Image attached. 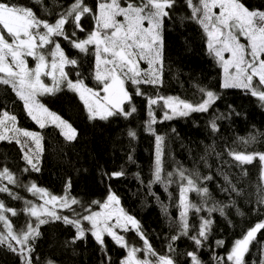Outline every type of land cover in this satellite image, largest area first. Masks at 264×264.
Wrapping results in <instances>:
<instances>
[{
    "label": "snow or ice",
    "instance_id": "1",
    "mask_svg": "<svg viewBox=\"0 0 264 264\" xmlns=\"http://www.w3.org/2000/svg\"><path fill=\"white\" fill-rule=\"evenodd\" d=\"M35 2L41 3L42 0ZM183 2L190 13L187 19L202 29L207 38L208 52L222 69L221 87L241 89L264 104V8H250L242 0ZM176 6L177 0H94L93 5L87 4L86 0H71L66 6L62 0H55L53 7L58 11L55 12L54 22H50L49 19L38 16L32 7L20 4L18 0H0V86L14 93L16 99L22 102L25 114L40 130L49 125L55 126L67 141L76 140L77 130L50 111L39 97L55 95L66 88L77 94L90 121L104 122L119 117L127 120L137 112L133 96L144 98L148 115L146 130L155 137L152 177L148 187L150 189L153 184H161L167 191L174 175L179 183V220L176 234L170 237L168 250L170 253L175 252V242L186 237L196 250L187 251L183 255L190 258V264H204L198 253L211 234L214 223L212 214L219 212L224 216L225 208L229 205L214 202L208 206L211 193L206 185H201L205 181H211V175L201 176L195 169L189 170L180 166L175 173L168 172L167 179L165 178L164 137L155 132L153 125L157 123L155 107L164 110L160 121L163 122L176 117H188L192 113H207L220 97L211 90L199 88L203 98L193 103L180 97L149 96L141 87H158L163 84V26L165 19H171L172 10ZM47 7L44 5L45 10ZM85 17L93 20V27L84 38H77V32H85L81 23ZM66 26H71L72 30L68 31ZM241 38L246 43H242ZM61 41H66L79 54L94 58L91 78L96 82L95 88L85 83L79 71L75 72L76 78H72L71 70L78 68L80 61L67 55ZM29 58L34 66L29 65ZM142 64L147 67H142ZM44 77L51 84L45 83ZM129 84L134 91H129ZM226 118L228 117L223 114L214 116L209 122L211 131L218 132L217 120ZM127 136L134 140L137 133L130 128ZM43 140L41 131L20 127L15 114H11L6 106L0 108V142L19 146L21 159L26 165L22 172L41 170ZM242 142L254 144L257 137L251 135L242 138ZM227 154L245 175L247 172L243 169L244 165L259 162L260 183L255 193L256 204L264 206V152L229 149ZM132 159L129 155L128 160ZM105 175L111 179H119L126 172L121 167ZM223 179L227 187H221L222 192L240 194V190L227 174L223 175ZM10 186H23L27 192L43 201L39 205L25 201L22 212L35 218V221H28L16 230L8 214L16 217L19 213L0 200V224L3 225V230L0 231V249L14 254L18 258V264H56L52 259L42 262L35 255L36 241L41 236L40 227L56 221L75 229L71 243L84 239L86 233H90L101 250L105 251V255L107 252L104 237H110L117 246L127 250V255L120 264H178L177 259L171 255L157 254L140 228L139 221L122 207H117L120 199L111 191L110 186L103 202H91L100 211H93L89 205L83 208V213L72 207L81 204V201L70 195L71 178L66 181L65 195L57 196L34 182L20 185L17 176L7 166L0 165V193H6L12 199H20ZM189 193H195L201 203L191 201ZM48 205L52 207L49 208ZM57 205L61 209L69 210L72 215L59 214L55 210ZM162 209L167 214V207L162 206ZM204 211L208 215L199 216L198 225L189 222L190 212L199 214ZM113 218L114 224L111 223ZM84 222L89 227H85ZM114 229H120L121 232L134 231L144 247L130 245L125 236ZM262 230L264 220L255 223L242 238L235 240L227 254V264H247L245 257ZM215 243L217 247L224 245L223 240ZM140 252L144 253L143 259L137 255ZM212 258L217 264H225L224 257ZM259 264H264V260Z\"/></svg>",
    "mask_w": 264,
    "mask_h": 264
},
{
    "label": "trees",
    "instance_id": "2",
    "mask_svg": "<svg viewBox=\"0 0 264 264\" xmlns=\"http://www.w3.org/2000/svg\"><path fill=\"white\" fill-rule=\"evenodd\" d=\"M18 2L32 7L38 16L49 19L50 22H54L56 18L55 12L58 9L53 7L55 0H42L41 3L35 0ZM69 2L71 0H62L65 6ZM242 2L250 8H264V0ZM86 3L93 5L94 0H86ZM44 5L48 6L47 10ZM189 14L183 0H177L171 19H165L163 26V84L158 87H141L149 96H177L193 103L203 98L199 88L212 90L220 97L207 113H192L188 117H176L163 122L157 120L153 129L164 137L165 178L167 179L168 172L175 173L180 166L195 169L201 176L211 175L213 179L201 185H206L211 193L208 206L214 202L229 205L225 208L224 216L219 212L212 214L214 223L211 234L198 253L204 264H217L213 256L224 257L227 264L226 257L234 241L242 238L255 223L264 220V206L256 204L255 194L260 183L259 162L244 165L243 169L247 172L245 175L227 154L229 149L264 152V104L241 89L221 87L222 70L208 52L207 38L202 29L187 19ZM81 23L85 32H77V38L87 35L94 22L90 17H85ZM66 28L68 31L72 30L71 26ZM61 43L69 57L80 61V66L71 70L72 78L75 79V72L79 71L85 83L95 88L96 82L91 78L94 58L79 54L66 41ZM66 71L69 69L66 68ZM127 86L129 91H134L130 84ZM39 99L50 111L61 116L77 130L76 140H65L60 135V129L55 126L49 125L40 130L25 114L22 102L16 99L14 93L0 86V108L6 106L11 114L17 116L20 127L41 131L44 137L39 172L21 171L26 165L21 159L19 146L15 143L0 142V165L7 166L17 176L20 185L34 182L57 196L65 194L66 181L71 178L70 195L81 201V204L72 207L81 213L89 205L93 211L99 209L91 202H103L110 186L111 191L119 197L122 208L139 221L140 228L158 255H171L177 259L178 264H190V258L183 253L196 249L186 237L175 242V252L170 253L168 250L170 237L176 234L179 220L178 178L175 175L172 177L173 182L167 191L161 184H153L150 189L148 187L152 177L155 137L146 130L148 115L145 99L134 95L133 103L137 112L127 120L119 117L107 122L90 121L77 94L66 88L55 95H44ZM155 111L157 118L162 117L164 110L161 107H155ZM221 114L228 118L218 119L219 131L213 133L209 122L214 116ZM130 128L137 133L134 140L127 136ZM251 135L257 137V142L244 144L242 138ZM129 155L132 156V161L128 160ZM121 167L126 172L124 177L111 179L105 175ZM224 174L240 190L239 195L221 191V187H227ZM10 187L20 199H12L6 193H0V200L19 213L16 217L9 214L14 228L19 230L26 222L35 221V218L22 212L25 201L34 203L38 199L23 186ZM188 196L191 201L201 203L195 193H189ZM162 206L167 207V214ZM59 214L72 215L67 209L61 210ZM207 215L206 211L199 214L190 212L189 222L198 225L199 216ZM84 226L89 227L87 222H84ZM40 232L35 255L42 262L52 259L56 264H120L127 255L126 249L117 246L106 235L104 239L107 255L90 233H86L84 239L71 243L75 229L61 221L42 225ZM122 235L130 245L144 247L134 231L122 232ZM217 240H223L224 245L217 247ZM245 259L247 264H259L264 260V230L257 234ZM0 264H18V258L6 249H0Z\"/></svg>",
    "mask_w": 264,
    "mask_h": 264
},
{
    "label": "rangeland",
    "instance_id": "3",
    "mask_svg": "<svg viewBox=\"0 0 264 264\" xmlns=\"http://www.w3.org/2000/svg\"><path fill=\"white\" fill-rule=\"evenodd\" d=\"M86 36V35H85ZM84 36V37H85ZM84 37H82V38H84ZM81 38V39H82ZM241 42L242 43H246V41L245 40H243V38H241ZM227 55V54H226ZM29 65L30 66H34V62L29 58ZM142 67H147V65L146 64H142L141 65ZM222 70V69H221ZM44 79V82L45 83H48V84H51V81L47 78V77H44L43 78ZM222 82H223V74H222ZM212 91V90H211ZM214 92V91H213ZM216 93V92H215ZM165 97H167V96H165ZM173 97H177V96H173ZM155 113H156V111H155ZM58 115V114H57ZM61 117V116H60ZM62 118V117H61ZM155 118H156V120H162V118H163V115H162V117H160V118H157L156 116H155ZM63 119V118H62ZM63 120H65V119H63ZM68 122V121H67ZM69 123V122H68ZM5 183H6V181H5ZM63 195H65V194H63ZM63 195H61V196H63ZM37 202H34L35 204H37V205H39L40 203H43V201L42 200H40L38 197H37ZM47 207H49V208H51L52 207V205H48ZM117 207H122L121 206V204H119V205H117ZM58 213H60L61 212V210H63V209H61V208H59V206L57 205L56 206V209H55ZM95 211H100V209H97V210H95ZM9 215V214H8ZM111 223H115V218H113V220L111 221ZM3 230V225L2 224H0V231H2ZM115 231H117L118 233H120L121 235H122V232L120 231V229H114ZM137 255L141 258V259H143V257H144V253L143 252H140V253H137ZM152 259H155V258H152Z\"/></svg>",
    "mask_w": 264,
    "mask_h": 264
}]
</instances>
